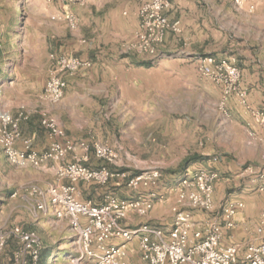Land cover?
Listing matches in <instances>:
<instances>
[{"label": "rangeland", "instance_id": "obj_1", "mask_svg": "<svg viewBox=\"0 0 264 264\" xmlns=\"http://www.w3.org/2000/svg\"><path fill=\"white\" fill-rule=\"evenodd\" d=\"M42 4L44 6L52 4L56 7L60 3L55 0H0V114L7 113L14 122L7 126L6 131L15 136L13 148L18 155L25 158L32 152L37 159L36 164L29 162L24 167L12 164L8 161L5 149L0 144V237L4 241L3 248L0 250V264H40L43 261L40 254L42 255L46 250H49L51 255L45 264H72V259L76 258H80L77 264H95V259L80 255L78 236L68 222L57 220L48 210L47 193L51 189L68 188L77 201L91 202L97 206L105 204L109 198L142 199L152 201L153 206L160 204L166 201V197L175 193L174 188L178 182L188 174L217 171L214 169L189 171L187 164L190 163V167L202 161L203 158L219 160L227 155L219 145L232 142V137L228 134L233 126L229 121L230 112L226 109V101L229 98H234L245 113L252 116L235 95H225L221 86L215 85L202 75L209 85L208 87L204 85L203 88L208 96V104L204 103L206 108L204 114L208 116L209 122H202L204 118L200 117L201 122L197 125L192 118L177 120V117L173 116L172 121H163L162 126L154 130L152 128L154 122H143L139 119V115L144 112L142 104L115 107L109 101L110 96L97 99V97H90L87 89L81 91L77 90V87L71 89V91L76 90L81 96L76 105L67 101L62 103L63 100L56 104L46 102L43 89L55 70V65L44 60L43 64L34 63L41 59L34 57L30 36L32 25L41 16L40 5ZM84 4H89V0H85ZM195 4L233 3L228 0H209L208 2L197 0ZM226 11H229L228 5ZM66 15H73L76 18L71 12H67ZM220 25L227 28V34L230 36L228 43L233 42L232 30L233 26L237 25L236 22L226 19ZM220 25L211 24L210 34L218 37ZM193 34L199 37L201 26H197ZM203 57L226 63L240 72L236 63L230 58L219 60L210 55ZM68 77L72 78L74 75ZM240 85L247 93L246 88L242 87L241 79ZM93 90L94 95H100L98 88ZM131 93L135 95L133 91ZM193 95L197 96V91H194ZM72 96L70 94L69 98ZM247 97L248 94L246 104L249 106ZM101 100L103 103H99ZM68 107L78 114L77 118L82 120L80 124L84 125L74 129V135L79 138L75 142L67 138L62 125L69 123V118L64 113ZM198 107L201 108V106ZM249 108L256 110L250 106ZM257 110H264V107ZM150 112H153L152 107ZM20 115L22 119H19ZM87 115H90L87 117L90 120H87L88 126L85 127L84 118ZM120 115H127V117L123 119ZM48 117L54 118L63 130L64 138L60 141L68 142L73 146V150L62 159L45 158L49 150V138L42 122ZM178 121H182L184 126L187 125V130L192 124L193 131L177 135L171 126ZM256 125L259 129L258 133L249 131L246 133L248 138L250 132L257 136L264 134V129L258 122ZM2 128L0 121V132ZM235 129L239 131L238 128ZM191 132L192 136H190ZM239 134H241L240 131ZM249 140L251 141L250 138ZM26 143L29 150L26 149ZM96 144L111 148L116 154V159L109 163L98 158L93 149ZM75 149L77 153H74ZM68 156L74 159L69 158L67 161ZM182 157L191 160L179 166ZM75 165H81L90 171L105 169L112 177L105 183L85 179L73 181L70 176L63 173L66 168ZM249 165L253 164L247 162L244 168ZM152 171H158L160 174L156 186L149 189L142 187L136 191L128 189L126 177L130 178ZM123 174L126 177H122ZM170 180H175V183L171 187L168 185L167 188L166 185ZM222 182L217 199H214V210L209 213L204 212L209 215L207 220L217 221L227 202L241 201L244 204L241 215L248 212L254 216L255 221H258L256 219L264 212V192H259L253 183H248L247 178H240L237 173L225 174V180ZM38 191L45 196H39L36 193ZM162 195L165 200L161 199ZM38 206L42 208L39 209ZM16 229L19 232H15ZM22 233L33 234L34 237L31 240H25ZM239 243H242L239 246L242 250L245 241H239ZM33 256L36 258L34 259Z\"/></svg>", "mask_w": 264, "mask_h": 264}, {"label": "crops", "instance_id": "obj_2", "mask_svg": "<svg viewBox=\"0 0 264 264\" xmlns=\"http://www.w3.org/2000/svg\"><path fill=\"white\" fill-rule=\"evenodd\" d=\"M195 1L197 2V0H171L166 17L171 22L180 23L181 34L168 33L163 44L154 54L148 56H137L126 50V47L135 42L139 28L138 0H89V4L83 8L62 4L61 7L60 4L56 7L52 4L45 6L42 4L41 16L35 20L30 32L34 57L41 59L34 63L43 64L44 60L54 64L52 59L61 55L78 56L88 61L90 67L86 70L75 73L72 78L65 76L67 86L62 103L65 101L73 105L78 103V98L81 96L76 90L71 91L77 87V90L81 91L87 89L90 97L97 99L110 96L109 101L115 107L142 104L144 112L139 115V119L143 122H154L152 128L156 130L161 122L172 121L173 116L177 117V120L192 118L195 125L201 122L200 117L204 118L202 122L208 123L209 118L204 114L206 111L204 103L208 104V96L203 88L204 85L207 87L209 85L199 72L200 58L205 55L219 60L230 58L241 72V84L247 90L249 106L256 110L262 109L264 107V0L256 1L252 13L239 10L234 4H195ZM67 12L76 16L77 29H69L65 21L52 20V17ZM226 19L237 24L233 26L234 41L231 43H228L230 36L227 34V28L220 25ZM217 23L221 26L218 28L220 35L214 37L210 34L209 26ZM197 26H201L199 37L193 34ZM93 88H98L100 95H94ZM194 91H197V96L193 95ZM70 94L73 95L71 98H69ZM100 102L103 103V100ZM151 107L153 112H150ZM226 109L230 112L229 121L234 127L230 128L228 134L232 137V142L220 144L219 147L227 155L219 160L203 158L190 167V163L187 164L189 171L214 169L220 172L221 181L215 184L214 199H217L225 174L237 173L243 178L245 163H252V166L264 173V146L250 141L246 136L249 131L258 133L256 121L245 113L234 98L226 101ZM64 113L69 118V123L62 124L63 128L67 138L75 142L79 138L74 135V129L84 125L80 124L82 120L77 118L78 114H75L70 107L65 109ZM89 116L84 118L85 127L88 126ZM120 116L123 119L127 117V115ZM172 127L177 135L193 131L192 124L187 130V125L184 126L182 121H178ZM235 128H238L241 134ZM192 135L191 132L190 136ZM74 153H77V149ZM69 158L73 157L68 156L67 161ZM185 159L182 157L179 166L183 165ZM247 179L250 183V178ZM174 183L175 180H170L166 185L167 188ZM253 184L257 190L261 186L264 187V178ZM161 197L165 200L163 195ZM176 199V194L172 193L166 197L165 202L154 205L146 216L130 213L124 221V226L134 229L140 225H149L160 230L163 239L167 240L173 218L179 210ZM47 207L53 214L49 198H47ZM241 214L242 212L237 215L236 228L224 232L222 245L239 247L242 244L239 241H245L244 246L250 242L262 241L255 232L257 221L254 216L248 212L245 215ZM208 216L207 213L194 210L192 222L201 225ZM121 243L120 240H110L106 245L118 246ZM127 251L129 264H147L140 256L138 257L140 252L137 239L127 244Z\"/></svg>", "mask_w": 264, "mask_h": 264}, {"label": "built area", "instance_id": "obj_3", "mask_svg": "<svg viewBox=\"0 0 264 264\" xmlns=\"http://www.w3.org/2000/svg\"><path fill=\"white\" fill-rule=\"evenodd\" d=\"M62 5L84 7L85 0H55ZM239 10L254 12L257 0H230ZM139 28L135 42L126 47L128 52L137 56L154 54L163 44L168 33L181 34L178 21L171 22L166 17L170 8V0H138ZM52 20L67 22L69 29L78 27L77 19L73 15H57ZM55 70L47 80L44 89V100L56 104L64 97L66 82L65 76L86 70L90 63L78 56L61 55L53 58ZM199 71L202 76L215 85L221 86L225 95H235L238 101L251 113V116L264 129V110H250L246 104V91L240 85V72L226 63L216 62L213 58H200ZM22 119V115L19 116ZM2 130L0 144L5 149L8 161L18 166L27 163H37L36 155L29 153L23 158L14 150L15 136L8 134L6 128L13 124L7 113L0 114ZM42 125L49 138V150L45 158L62 159L73 146L68 142L60 141L64 138L63 130L54 118L48 117ZM253 142L264 145V134L257 136L249 133ZM29 150L28 143L25 144ZM98 158L111 163L116 159L114 151L102 145L93 146ZM63 174L72 178L93 180L99 183L107 182L112 176L105 169L90 171L81 165L66 168ZM243 178H250L252 183L264 178V173L254 166H246L242 171ZM122 177H126L125 174ZM127 187L136 191L142 187L149 189L156 186L160 174L158 171L127 178ZM221 181L217 171H199L183 177L176 187V204L179 207L172 221V229L167 240L163 239L162 232L149 225H140L134 229L124 226V221L130 213L146 216L152 210L150 200H120L109 198L103 205H93L91 202H79L68 188L61 190L51 189L47 196L53 207V214L57 220H66L78 236L80 255L95 259V264H129L127 261V244L134 239L138 240L140 258L147 264H264V212L259 216L255 228L256 235L262 241L250 242L242 250L236 245H222L224 232L236 228L237 215L244 209L241 201L227 202L217 221L206 220L201 225L192 222V211L212 212L214 210V187ZM259 192H264V187H259ZM39 196L45 194L38 191ZM161 199H163L161 197ZM41 209V206H38ZM192 231V236L190 233ZM15 232H19L18 229ZM25 240H31L33 234H23ZM110 240H120L118 246H107ZM4 245L0 237V250ZM95 246V248H93ZM35 259L36 256H33ZM80 258L72 259V264H77Z\"/></svg>", "mask_w": 264, "mask_h": 264}, {"label": "trees", "instance_id": "obj_4", "mask_svg": "<svg viewBox=\"0 0 264 264\" xmlns=\"http://www.w3.org/2000/svg\"><path fill=\"white\" fill-rule=\"evenodd\" d=\"M189 160L191 159H186L183 162V165L188 163ZM51 255V253L49 252V250H46L45 252L42 253V255L40 254L41 258L43 259V261L40 262V264H45V261L47 260V258Z\"/></svg>", "mask_w": 264, "mask_h": 264}]
</instances>
